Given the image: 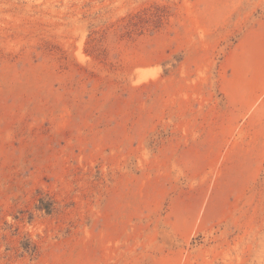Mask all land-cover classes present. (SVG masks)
Masks as SVG:
<instances>
[{"label": "rangeland", "instance_id": "1", "mask_svg": "<svg viewBox=\"0 0 264 264\" xmlns=\"http://www.w3.org/2000/svg\"><path fill=\"white\" fill-rule=\"evenodd\" d=\"M262 19L264 0H0V264H264V157L206 135Z\"/></svg>", "mask_w": 264, "mask_h": 264}, {"label": "crops", "instance_id": "2", "mask_svg": "<svg viewBox=\"0 0 264 264\" xmlns=\"http://www.w3.org/2000/svg\"><path fill=\"white\" fill-rule=\"evenodd\" d=\"M218 91L222 106L206 135L220 143L224 155L264 157V19L225 53ZM227 141L233 142L230 148L223 147Z\"/></svg>", "mask_w": 264, "mask_h": 264}]
</instances>
